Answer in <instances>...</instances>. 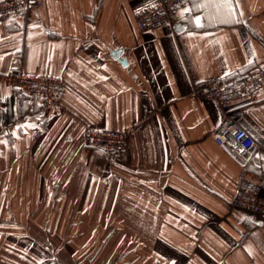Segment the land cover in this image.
<instances>
[{
  "label": "crops",
  "instance_id": "obj_1",
  "mask_svg": "<svg viewBox=\"0 0 264 264\" xmlns=\"http://www.w3.org/2000/svg\"><path fill=\"white\" fill-rule=\"evenodd\" d=\"M153 2L0 16V264H264V220L233 204L241 177L264 180V86L229 105L256 141L245 156L214 140L219 115L192 92L264 68V0H185L172 26L141 29ZM14 60L63 78L60 108L20 93ZM87 127L126 131L125 150L86 146Z\"/></svg>",
  "mask_w": 264,
  "mask_h": 264
},
{
  "label": "built area",
  "instance_id": "obj_2",
  "mask_svg": "<svg viewBox=\"0 0 264 264\" xmlns=\"http://www.w3.org/2000/svg\"><path fill=\"white\" fill-rule=\"evenodd\" d=\"M31 1L41 5L43 0H0V16L24 10ZM185 0H154L135 13L137 25L144 30H153L161 25L172 26L177 21V8ZM6 76L41 106L44 111L61 107L64 88L63 78L58 74L26 72L19 60L10 63ZM264 86V68L253 67L225 80L207 78L195 82L194 95L209 99L219 115V124L214 133L218 144H228L238 156H245L256 145L255 138L229 113L231 102L253 94ZM86 146L105 149L114 154L123 152L127 145V132L122 130L87 127L83 133ZM243 149V151H241ZM264 180L255 181L242 177L236 187L233 204L244 208L264 220Z\"/></svg>",
  "mask_w": 264,
  "mask_h": 264
},
{
  "label": "snow or ice",
  "instance_id": "obj_3",
  "mask_svg": "<svg viewBox=\"0 0 264 264\" xmlns=\"http://www.w3.org/2000/svg\"><path fill=\"white\" fill-rule=\"evenodd\" d=\"M231 6V0H220V4L219 7H225V8H230ZM197 24H200V21L197 20ZM29 127H31V125H29ZM241 151H243V149H241Z\"/></svg>",
  "mask_w": 264,
  "mask_h": 264
},
{
  "label": "water",
  "instance_id": "obj_4",
  "mask_svg": "<svg viewBox=\"0 0 264 264\" xmlns=\"http://www.w3.org/2000/svg\"><path fill=\"white\" fill-rule=\"evenodd\" d=\"M122 49H117L115 52V56L119 57L121 63H125V57L121 56Z\"/></svg>",
  "mask_w": 264,
  "mask_h": 264
},
{
  "label": "rangeland",
  "instance_id": "obj_5",
  "mask_svg": "<svg viewBox=\"0 0 264 264\" xmlns=\"http://www.w3.org/2000/svg\"><path fill=\"white\" fill-rule=\"evenodd\" d=\"M19 91H20L21 94L23 93L20 89H19ZM26 97H27V96H26ZM30 111H31V110H30ZM31 112H32V111H31ZM25 117H27V116H24V117H23V120H25ZM20 119H22V118L20 117ZM148 237H149V236H142V238H143V245H146V244L148 245V244H149V242H148ZM147 245H146V246H147ZM143 257H144V256H143Z\"/></svg>",
  "mask_w": 264,
  "mask_h": 264
},
{
  "label": "trees",
  "instance_id": "obj_6",
  "mask_svg": "<svg viewBox=\"0 0 264 264\" xmlns=\"http://www.w3.org/2000/svg\"><path fill=\"white\" fill-rule=\"evenodd\" d=\"M27 97H29L25 92H23ZM34 102H35V100H34ZM36 103V102H35ZM37 104V103H36ZM39 107H41L40 105H39ZM98 149H101V148H98ZM244 177V176H243ZM242 178V177H241ZM240 178V179H241ZM239 182V181H238Z\"/></svg>",
  "mask_w": 264,
  "mask_h": 264
}]
</instances>
